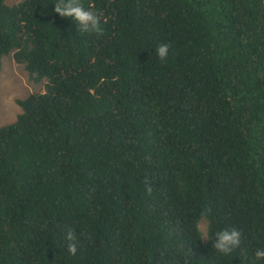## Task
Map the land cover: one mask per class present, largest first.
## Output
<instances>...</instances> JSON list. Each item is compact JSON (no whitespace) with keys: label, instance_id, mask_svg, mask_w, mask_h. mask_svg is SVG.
<instances>
[{"label":"trees","instance_id":"trees-1","mask_svg":"<svg viewBox=\"0 0 264 264\" xmlns=\"http://www.w3.org/2000/svg\"><path fill=\"white\" fill-rule=\"evenodd\" d=\"M54 3L0 0V72L13 53L46 81L0 127V264H254L264 0H80L99 32ZM202 220L239 248L215 252Z\"/></svg>","mask_w":264,"mask_h":264},{"label":"clouds","instance_id":"clouds-1","mask_svg":"<svg viewBox=\"0 0 264 264\" xmlns=\"http://www.w3.org/2000/svg\"><path fill=\"white\" fill-rule=\"evenodd\" d=\"M54 12L61 17L69 18L76 22L78 29L83 32H99L101 30V17L96 11L85 8L80 0H55ZM171 45L160 44L156 49V56L164 61L168 55ZM68 241V251L75 255L77 252V240L71 229L65 234ZM210 241L211 248L220 254H230L238 249L241 244V231L237 228L222 229L202 238ZM264 262V247L257 248L254 252V264Z\"/></svg>","mask_w":264,"mask_h":264},{"label":"rangeland","instance_id":"rangeland-1","mask_svg":"<svg viewBox=\"0 0 264 264\" xmlns=\"http://www.w3.org/2000/svg\"><path fill=\"white\" fill-rule=\"evenodd\" d=\"M25 0H6L8 6L17 5ZM46 81L32 83L24 66L17 64L13 53L4 57L0 72V127L14 123L22 114L17 100H24L41 91ZM203 238L207 237L208 223L202 220L199 224ZM205 242L207 240L203 239Z\"/></svg>","mask_w":264,"mask_h":264}]
</instances>
